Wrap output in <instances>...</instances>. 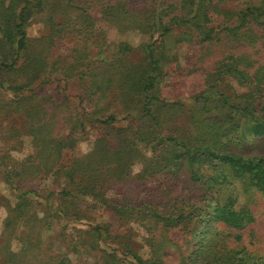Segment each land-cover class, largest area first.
Listing matches in <instances>:
<instances>
[{
  "label": "trees",
  "instance_id": "16d2710c",
  "mask_svg": "<svg viewBox=\"0 0 264 264\" xmlns=\"http://www.w3.org/2000/svg\"><path fill=\"white\" fill-rule=\"evenodd\" d=\"M49 5L57 6L65 21L49 17V34L29 37L27 25ZM174 30H187L199 44L193 68L206 83L189 105L160 95L157 85L165 62L155 41L143 45L139 62L123 59L131 51L125 42H117L115 58L106 63L89 50L97 44V31L113 43L117 33L141 31L164 38ZM65 33L72 37L64 39ZM63 40L69 46L64 57L54 52ZM261 51L264 0H140L139 5L137 0H0V107L23 115L33 148L19 162L20 172L0 161L17 196L14 206L6 205L4 228L26 220L35 193L23 190L26 181L59 173L65 183L51 190L47 207L55 219L68 214L81 218L79 205L88 199L93 208L103 205L121 220L143 222L149 256L129 249L121 260L109 254L106 264H164L165 242L155 235L190 225L189 248L178 264L254 262L257 257L238 243L240 231L254 221L252 195L264 197V158L234 147L249 135L264 136V54L254 57ZM74 77L92 109L73 120L60 113L52 96L49 108L31 88ZM108 108L111 113L105 112ZM86 123L100 131L90 150L80 153L78 139L85 138ZM65 148L71 151V164L57 171ZM135 165L141 166L136 173ZM155 176L163 177L162 186H147L145 178ZM120 185L127 193L140 188L144 197L107 198L106 191Z\"/></svg>",
  "mask_w": 264,
  "mask_h": 264
},
{
  "label": "rangeland",
  "instance_id": "374dc122",
  "mask_svg": "<svg viewBox=\"0 0 264 264\" xmlns=\"http://www.w3.org/2000/svg\"><path fill=\"white\" fill-rule=\"evenodd\" d=\"M102 1V0H95ZM139 1L137 3L139 5ZM223 4H226L224 2ZM226 7V5H222ZM40 15L34 16L26 27L27 35L31 38L47 35L50 32L49 17L54 22L65 21L66 17L58 10L57 6L49 5ZM214 16L213 18H215ZM217 18V17H216ZM220 21L221 18H217ZM217 22L215 21L214 24ZM64 39H70V33L64 34ZM113 43L107 42V34L97 31L93 35L97 43L91 45L89 50L92 57L98 61H110L115 58L118 48L117 42H125L131 46L130 53L123 59L126 61L139 62L142 60L143 45L155 41L154 49L164 55L163 75L157 87L160 95L174 99H182L187 105L189 98L205 88V77L199 70L193 68L199 54V44L195 37L190 36L187 30H174L164 38H159L158 33L149 37L148 32L129 31L117 33ZM100 50V52H99ZM249 53H256L257 50ZM56 55L64 57L69 53L67 40H63L54 47ZM98 53V54H97ZM262 51L255 58L263 55ZM105 60V61H104ZM106 63V62H105ZM238 91L243 90L233 84ZM38 98H45L47 107H51V100L58 104L61 114L68 115L72 120L82 115V112L91 110L92 107L84 100L83 90L78 78L62 82L36 83L31 87ZM10 94L9 91H7ZM6 95V94H4ZM52 102V103H53ZM102 104L105 101L101 102ZM85 109V111H84ZM106 113H111L108 108ZM25 118L19 112H13L0 107V161H6V169L21 171L19 162L26 160L32 154L31 136L24 131ZM85 138L78 139L77 150L86 153L90 150L94 137L99 133L100 127L86 123ZM69 133V124H66L62 136ZM236 152L241 151L243 155H260L264 158V136L253 137L249 135L242 140L239 146H235ZM70 149H63L61 157L57 161V171H65L71 164ZM140 165H135L133 172L140 170ZM3 166L0 164V264H106L108 255H115L121 260L129 249L141 257H148L150 247L143 222L133 218L121 220L110 208L98 205L93 208V202L84 199L80 203L81 218H75L71 214L60 219L57 215L47 210L51 207V190L58 191L65 183L60 174H42L34 180L26 181L23 190H33L35 193L30 197L33 201L29 206L25 222L17 227L4 228V220L7 215L6 205L14 206L17 202L16 193L3 174ZM15 178V177H13ZM146 185L157 188L162 186L163 177H146ZM13 182V180H11ZM14 184V182H13ZM129 198L141 200L143 191L139 188L137 192L127 193L122 185L106 191L107 198ZM249 207L254 214V221L240 231L242 238L239 246L248 249L250 257H257L249 264H264V197L260 193L252 195ZM55 213V211H53ZM71 217V218H70ZM218 225V224H217ZM96 227H99L97 230ZM219 229L222 225L217 226ZM192 225L184 228H172L162 230L155 235L157 240L165 242L162 247L164 264H178L182 253L187 252L189 245L187 240L192 238L190 230ZM80 229L84 233H77ZM232 232H236L232 230ZM99 233L101 235L99 236ZM76 246V249L73 248ZM117 264H119L117 262ZM131 264V263H124Z\"/></svg>",
  "mask_w": 264,
  "mask_h": 264
}]
</instances>
